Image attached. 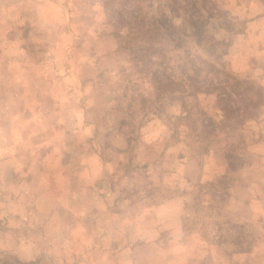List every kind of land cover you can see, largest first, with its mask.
<instances>
[{"label": "rangeland", "instance_id": "rangeland-1", "mask_svg": "<svg viewBox=\"0 0 264 264\" xmlns=\"http://www.w3.org/2000/svg\"><path fill=\"white\" fill-rule=\"evenodd\" d=\"M2 40L0 264H264V0H0Z\"/></svg>", "mask_w": 264, "mask_h": 264}, {"label": "crops", "instance_id": "crops-1", "mask_svg": "<svg viewBox=\"0 0 264 264\" xmlns=\"http://www.w3.org/2000/svg\"><path fill=\"white\" fill-rule=\"evenodd\" d=\"M57 1V0H55ZM55 4V3H54ZM57 4V5H56ZM55 4V9L56 11H59L60 13V17H61V20L57 19L55 21H53V25L55 24V27L57 28H61L63 30H65V33L67 35L70 36V29H74L73 27V23L71 25V23L69 22V17H70V9L68 6H64L63 5V2H56ZM53 7V6H52ZM60 22H59V21ZM3 40H8L6 38H4ZM3 40L1 41V45H2V48L0 50V55H1V58H0V140L1 141H4L5 143H8V140H7V137L9 136V132H6L8 134V136L6 137V133L4 132L6 129L10 128L11 126H13L14 124H20V120L18 119V121H14L12 120L11 121V118L9 117V115L7 114L8 112H6L5 109H8L7 107H4V95H5V90H4V78L5 76H8L9 75V70H6L5 69V61H8V58H5L3 55H5L6 53V50H3L5 48V46L7 45L6 43L3 42ZM35 43L36 40H33ZM3 53V55H2ZM65 59H66V56H64ZM25 57H21L19 55H13L12 59L13 61H21L23 60ZM67 72V71H66ZM60 74V73H58ZM16 73H13L12 76H15ZM67 75V73L65 74ZM50 93V92H49ZM52 93V92H51ZM51 99V97H50ZM14 118V117H13Z\"/></svg>", "mask_w": 264, "mask_h": 264}, {"label": "trees", "instance_id": "trees-1", "mask_svg": "<svg viewBox=\"0 0 264 264\" xmlns=\"http://www.w3.org/2000/svg\"><path fill=\"white\" fill-rule=\"evenodd\" d=\"M188 23L190 24V28H191V31H192V34H193V36H197V37H199V35L201 34V32H200V25L198 24V21H197V19L196 18H191L189 21H188Z\"/></svg>", "mask_w": 264, "mask_h": 264}]
</instances>
